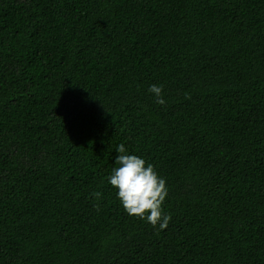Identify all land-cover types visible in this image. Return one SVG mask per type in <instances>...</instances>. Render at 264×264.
Returning <instances> with one entry per match:
<instances>
[{"label":"trees","instance_id":"1","mask_svg":"<svg viewBox=\"0 0 264 264\" xmlns=\"http://www.w3.org/2000/svg\"><path fill=\"white\" fill-rule=\"evenodd\" d=\"M0 264H264V0H0Z\"/></svg>","mask_w":264,"mask_h":264},{"label":"clouds","instance_id":"2","mask_svg":"<svg viewBox=\"0 0 264 264\" xmlns=\"http://www.w3.org/2000/svg\"><path fill=\"white\" fill-rule=\"evenodd\" d=\"M149 93L156 98V103H165L162 93L163 86L150 85ZM118 155L115 157V164L112 173L107 177V182L115 188L116 196L129 216L145 220L154 228H167L171 220L170 215L163 213L162 205L167 197L168 189L166 181L155 171L153 165L146 164V161L134 154H126V148L120 144L116 148ZM97 199L101 198L100 192L91 194ZM99 208V204H94Z\"/></svg>","mask_w":264,"mask_h":264}]
</instances>
